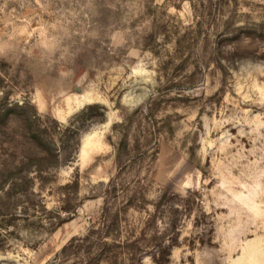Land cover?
I'll list each match as a JSON object with an SVG mask.
<instances>
[{
	"label": "rangeland",
	"instance_id": "1",
	"mask_svg": "<svg viewBox=\"0 0 264 264\" xmlns=\"http://www.w3.org/2000/svg\"><path fill=\"white\" fill-rule=\"evenodd\" d=\"M166 261L264 264V0H0V264Z\"/></svg>",
	"mask_w": 264,
	"mask_h": 264
},
{
	"label": "trees",
	"instance_id": "2",
	"mask_svg": "<svg viewBox=\"0 0 264 264\" xmlns=\"http://www.w3.org/2000/svg\"><path fill=\"white\" fill-rule=\"evenodd\" d=\"M76 153H77V152H76ZM74 157H75V155H74ZM167 262H169V261L164 262V264H167Z\"/></svg>",
	"mask_w": 264,
	"mask_h": 264
}]
</instances>
